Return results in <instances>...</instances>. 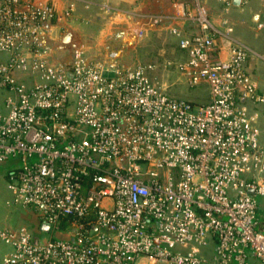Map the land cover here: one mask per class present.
<instances>
[{
  "label": "built area",
  "instance_id": "built-area-1",
  "mask_svg": "<svg viewBox=\"0 0 264 264\" xmlns=\"http://www.w3.org/2000/svg\"><path fill=\"white\" fill-rule=\"evenodd\" d=\"M75 8L0 0V164L10 163L9 204L50 227L0 231L13 249L0 264H264V147L244 104L264 109V93L247 48L219 57L228 19L222 33L200 4L188 14L198 32L170 30L189 86L210 89L196 105L166 95L148 76L155 66L70 53ZM256 31L264 36V10Z\"/></svg>",
  "mask_w": 264,
  "mask_h": 264
},
{
  "label": "crops",
  "instance_id": "crops-1",
  "mask_svg": "<svg viewBox=\"0 0 264 264\" xmlns=\"http://www.w3.org/2000/svg\"><path fill=\"white\" fill-rule=\"evenodd\" d=\"M50 1L62 12L71 0ZM74 1L76 4L74 18L66 26L67 32L73 33L75 37L74 44H77L78 48L84 52L89 62L117 64H124L122 59L131 52H135L140 42L144 47H164L160 51L163 58L172 52L174 56H184L183 61L186 62L187 54L180 49L179 38L173 36L170 30L174 27L179 28L186 36L198 32V24L193 18H189L188 14L196 15L197 7L201 4L208 10L213 24L222 33L225 31L221 25L222 18H227L229 27L233 29L232 33L226 35L224 32V35L218 38L220 59L228 60L234 45L247 48L249 57L246 70L258 90L264 93V36L256 31L257 20H255L256 16H260L264 10V0L240 2V5L233 3L229 8L218 0ZM0 57L3 60L7 59L5 55H0ZM167 66H172V63L169 62ZM125 67L134 68L128 65ZM0 95L4 97L0 113H4L8 93L0 91ZM244 104L252 114L259 116L262 136L264 109L255 108L248 102ZM262 145L264 147V144ZM9 168L10 163L0 164V207L3 208L0 209V231L27 227L32 234L40 236L39 218L19 207H15V211L21 223L18 227L12 228L13 205L9 204L12 202V194L7 187ZM12 251L11 246L0 241V263Z\"/></svg>",
  "mask_w": 264,
  "mask_h": 264
},
{
  "label": "rangeland",
  "instance_id": "rangeland-1",
  "mask_svg": "<svg viewBox=\"0 0 264 264\" xmlns=\"http://www.w3.org/2000/svg\"><path fill=\"white\" fill-rule=\"evenodd\" d=\"M54 34L58 35V32H55ZM163 48L164 47L162 46L144 47L142 42H140L138 43L135 52H131L128 56L124 57L122 59L124 60V64L119 63V65L121 67H125L126 65L129 67H137L138 65L155 66L156 68L148 71V76L158 83V86L161 87L166 95L172 98L186 100L196 105L209 103V87L207 85H200L194 88L190 87L186 75L179 69V64L184 63V56H174L171 52L163 58L160 54V51L163 50ZM169 62L172 63V66L170 67L167 66ZM3 98L4 97L0 95V110ZM260 143L264 144V131ZM257 201L259 204V218L264 222V196H259ZM15 207L17 206H12V228L18 227L21 223L20 218L15 211ZM0 209L3 208L0 207Z\"/></svg>",
  "mask_w": 264,
  "mask_h": 264
},
{
  "label": "water",
  "instance_id": "water-1",
  "mask_svg": "<svg viewBox=\"0 0 264 264\" xmlns=\"http://www.w3.org/2000/svg\"><path fill=\"white\" fill-rule=\"evenodd\" d=\"M234 3L236 5H240V0H235ZM259 19V16H256L255 20L258 21ZM48 28V26H46ZM74 41H75V37L73 35V33L69 32L66 34V36L64 37V44H66V47H67V50L72 53V50L73 48H78L77 44H74ZM44 42L47 43V39L45 38L44 39ZM72 64V62H71ZM71 77V75H70ZM41 230L44 231V232H49L50 231V227L45 224V223H42L41 224Z\"/></svg>",
  "mask_w": 264,
  "mask_h": 264
}]
</instances>
